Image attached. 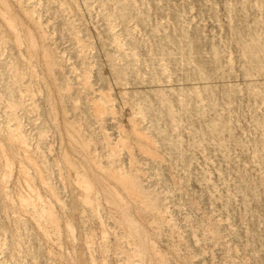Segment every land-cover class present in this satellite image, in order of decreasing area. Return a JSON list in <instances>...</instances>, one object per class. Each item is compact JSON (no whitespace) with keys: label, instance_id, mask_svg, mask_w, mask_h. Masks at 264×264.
Instances as JSON below:
<instances>
[{"label":"rangeland","instance_id":"374dc122","mask_svg":"<svg viewBox=\"0 0 264 264\" xmlns=\"http://www.w3.org/2000/svg\"><path fill=\"white\" fill-rule=\"evenodd\" d=\"M0 264H264V0H0Z\"/></svg>","mask_w":264,"mask_h":264}]
</instances>
